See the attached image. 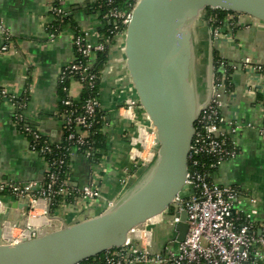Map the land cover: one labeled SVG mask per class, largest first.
<instances>
[{
    "label": "crops",
    "instance_id": "crops-1",
    "mask_svg": "<svg viewBox=\"0 0 264 264\" xmlns=\"http://www.w3.org/2000/svg\"><path fill=\"white\" fill-rule=\"evenodd\" d=\"M87 1H66L69 23L51 38L48 28L54 21H51L49 0H0V87L17 95L26 93L28 122L52 141L63 137V125L55 113L61 98L58 80L62 66L75 59L73 33L78 28H97L92 24L95 13L88 10ZM201 23V85L207 80L211 47L213 53L217 50L222 58L237 66L230 76L232 88L223 96L221 113L223 129L230 134L240 153L216 169L212 179L240 190L236 209L245 213L253 211L252 221L260 232L264 229V74L255 70V66H264V23L243 14L234 30L225 26L224 35L217 38L210 32L211 25L207 20ZM3 28L10 35L8 41ZM116 39L109 51L108 76L103 77L106 64L99 89L108 149L100 150L101 158L96 162L80 153L69 160V183L83 187L98 173L102 196L85 207L64 201L52 209L54 216L69 224L78 221L81 215L89 218L106 210L109 200L126 189L122 184L125 176L129 179V187L146 172L147 162L140 160V156L149 158L154 151V141L146 127L149 121L142 118V110H138V120L124 116L128 80L122 65L121 36ZM7 42L8 48L3 50L2 46ZM246 58H250L251 63L245 64ZM71 87L74 97L79 98L81 86L71 82ZM202 89L204 100L207 92L205 87ZM232 127H238L237 131L232 132ZM45 169V159L30 149L29 138L15 122L14 106L6 99H0V179L16 182L43 180ZM25 205L9 194L1 197L2 238L5 222L17 225L14 232L20 228V223L25 222L24 215L28 213ZM169 233L165 227L156 228V250L169 239Z\"/></svg>",
    "mask_w": 264,
    "mask_h": 264
},
{
    "label": "built area",
    "instance_id": "built-area-1",
    "mask_svg": "<svg viewBox=\"0 0 264 264\" xmlns=\"http://www.w3.org/2000/svg\"><path fill=\"white\" fill-rule=\"evenodd\" d=\"M66 1L49 0L51 21L65 22L68 15ZM138 1H87L96 10L93 12L95 19L92 24L97 28H78L73 33L75 59L65 63L59 74L58 83L64 95L60 98V105L55 113L63 125L61 140L52 141L28 122L25 115L28 100L26 93L17 95L6 87H0V99H6L14 106L15 122L29 138L30 149L40 154L46 163L43 180L16 182L0 179V202L4 194H9L23 200L28 207V220L24 228L20 227L14 232L16 224L4 223V240L16 244L23 238H35L38 229L49 227L53 221L52 204L58 197L62 198L61 203L69 201L85 207L102 196L98 173L83 187L69 183V160L77 153L92 158L95 152L93 135L101 128L100 91L96 89L101 70L96 69L95 64L98 55L108 49L110 40L103 36L101 29L108 20L114 24L111 32L117 33L116 37H122ZM242 15L243 13L238 12L227 13L221 25L211 26L213 36L217 38L224 35L225 26L234 30ZM212 19L208 17L210 25ZM3 32L8 41L9 33L4 28ZM57 34L58 32H49L51 38H55ZM8 45L9 42L2 49L6 50ZM122 61L124 68V57ZM249 63L251 59L246 58L245 64ZM228 67L233 71L237 66L222 60L215 69L212 96L196 120L188 155V174L183 189L185 192L178 194L166 211L150 219L156 228L160 226L170 230L167 235L169 239L156 250V228L148 230L136 227L129 232L122 246L106 250L102 255L93 257V260L78 264H264V229L258 231L252 221L253 211L245 213L236 209L240 202V190L236 186L222 185L212 179V170L237 158L240 153L230 134L223 129V96L231 85ZM255 70L264 74V66H255ZM125 73L127 78L126 69ZM71 82L78 83L82 90L86 89L88 95L82 100L81 97L75 98ZM127 85L128 95L123 102L124 116L138 120V110L141 108L129 80ZM142 118L146 119L143 113ZM146 127L154 141L153 127L150 123ZM237 129L238 127H232L231 131L236 132ZM153 156L154 151L149 158L140 156V160L149 162ZM206 158H210V163ZM128 180L127 176L123 178L124 188L128 187ZM116 198L110 199L108 206ZM183 211L187 215L188 230L185 238L178 240L177 225L181 222Z\"/></svg>",
    "mask_w": 264,
    "mask_h": 264
},
{
    "label": "water",
    "instance_id": "water-1",
    "mask_svg": "<svg viewBox=\"0 0 264 264\" xmlns=\"http://www.w3.org/2000/svg\"><path fill=\"white\" fill-rule=\"evenodd\" d=\"M208 7L243 13L264 23V0L137 2L121 39L127 79L154 131V156L147 162L146 172L95 216L81 215L69 224L53 215L51 225L38 229L35 238H23L16 244L2 238L0 227V264H78L122 246L133 228L157 227L150 219L166 211L175 197L185 192L195 123L213 92L212 47L203 86L200 80L201 15ZM109 69L108 63L104 78ZM203 87L207 92L204 100ZM186 218V212H181L178 240L187 233ZM27 219L26 213L21 228Z\"/></svg>",
    "mask_w": 264,
    "mask_h": 264
},
{
    "label": "trees",
    "instance_id": "trees-1",
    "mask_svg": "<svg viewBox=\"0 0 264 264\" xmlns=\"http://www.w3.org/2000/svg\"><path fill=\"white\" fill-rule=\"evenodd\" d=\"M88 10L90 12H95V8H93L91 5H88L87 6ZM231 11H228V10H225V9H221V8H212V7H208L207 10H206V14L208 17H212V21H211V26L212 27H216V26H219L221 25L224 21H225V16L227 13H229ZM69 16L67 15L66 19H65V22L64 23H60L58 21L54 22L49 28V32H59L62 27L65 25V24H68L69 22ZM113 22H109L108 20L105 21V25L104 27L101 29V32L103 33V36L104 37H109L110 40H109V45H108V49L104 52V53H100L98 55V58H97V63L95 64V68L98 69L100 71V78H99V81L97 82V90L100 89V85H101V80H102V71L105 67V65L107 64V61L109 59V51L110 49L116 44L117 42V39H116V35L117 33H113L111 32V29L113 27ZM11 38H9L10 40ZM214 66H215V69L218 68L220 62L222 60H224L225 62H228L226 59L222 58L219 53L217 52V50H214ZM228 73H229V80L231 82V73H232V69L228 67ZM232 88V84L229 86V90ZM59 91H60V94H61V97L62 95H64V93L62 92V89L60 88L59 86ZM88 95V91L86 89H83L82 90V93H81V100L84 99L86 96ZM60 105V100H59V104L58 106ZM100 118H101V123H100V126L101 127L100 129L97 130V132L93 135V140H94V148H95V152H94V155L92 156V159L96 161H99L100 158H101V152L100 150L102 148H104L105 150L108 149V134L105 133L103 131V125H104V122H105V117L100 113ZM206 161L208 163H210V158H206ZM213 172L215 170H212ZM62 202V198L61 197H58L56 199V202H53L52 204V209L54 210L56 207L59 206V204ZM104 253V252H103ZM103 253L97 255L100 256L102 255ZM93 260V257L92 258H88L86 260H84L82 263H85V262H88V261H91Z\"/></svg>",
    "mask_w": 264,
    "mask_h": 264
},
{
    "label": "rangeland",
    "instance_id": "rangeland-1",
    "mask_svg": "<svg viewBox=\"0 0 264 264\" xmlns=\"http://www.w3.org/2000/svg\"><path fill=\"white\" fill-rule=\"evenodd\" d=\"M206 18H207V17H206V13L203 12L202 15H201V22L206 23V20H208V19H206Z\"/></svg>",
    "mask_w": 264,
    "mask_h": 264
}]
</instances>
